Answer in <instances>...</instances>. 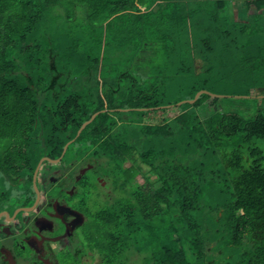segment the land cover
Listing matches in <instances>:
<instances>
[{
    "label": "trees",
    "instance_id": "16d2710c",
    "mask_svg": "<svg viewBox=\"0 0 264 264\" xmlns=\"http://www.w3.org/2000/svg\"><path fill=\"white\" fill-rule=\"evenodd\" d=\"M218 87L264 90V0H0V177L106 110L65 154L118 185L101 264H264V111L178 104Z\"/></svg>",
    "mask_w": 264,
    "mask_h": 264
},
{
    "label": "flooded vegetation",
    "instance_id": "af4514ba",
    "mask_svg": "<svg viewBox=\"0 0 264 264\" xmlns=\"http://www.w3.org/2000/svg\"><path fill=\"white\" fill-rule=\"evenodd\" d=\"M42 158L36 179L39 163L0 177V264H101L97 216L118 185L89 154Z\"/></svg>",
    "mask_w": 264,
    "mask_h": 264
},
{
    "label": "rangeland",
    "instance_id": "374dc122",
    "mask_svg": "<svg viewBox=\"0 0 264 264\" xmlns=\"http://www.w3.org/2000/svg\"><path fill=\"white\" fill-rule=\"evenodd\" d=\"M242 9L243 7L240 8V10ZM207 91L214 95L222 96L220 101L213 106L215 110L221 112H237L246 117L252 116L256 110L264 111V90L254 93L228 87H218ZM143 168L145 172L149 171L146 166ZM144 182L145 178L142 175H138L134 179L133 185H141Z\"/></svg>",
    "mask_w": 264,
    "mask_h": 264
},
{
    "label": "water",
    "instance_id": "95a60500",
    "mask_svg": "<svg viewBox=\"0 0 264 264\" xmlns=\"http://www.w3.org/2000/svg\"><path fill=\"white\" fill-rule=\"evenodd\" d=\"M202 94H207V95H210V96H212V97H220V98L222 97V96L214 95V94L210 93V92L207 91V90H201V91H199V92L196 94V96H195L194 99H192V100L182 101V102H180V103H178V104H183V103H186V102H188V103H192V104H193V103H195V102L198 100V98H199ZM119 110H120V111H127L128 109H119ZM104 112H106V110H102V111H100V112L95 113V114L91 117L90 120H88L87 122H85V123L81 126V128L78 130L77 135H76V138H78V137L81 135L82 131H83V130H84V129H85L90 123H92L93 120H94L99 114L104 113ZM76 138H75V139H76ZM75 139H73L72 141L68 142V143L65 145L61 157H63V156L65 155V153H66L68 147H69V146L75 141ZM46 159H47V158H42V159L40 160V162H39V164H38V166H37V168H36V171H35V179H36V177H37V173H38V171H39V169H40L42 163H43L44 160H46ZM58 160H60V159H57V160H51V159H50V161H52V162H58Z\"/></svg>",
    "mask_w": 264,
    "mask_h": 264
}]
</instances>
